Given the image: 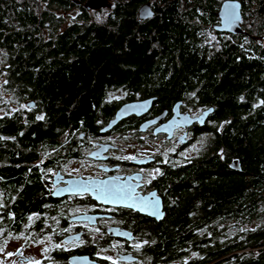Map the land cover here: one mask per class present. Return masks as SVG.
<instances>
[{"label":"trees","instance_id":"1","mask_svg":"<svg viewBox=\"0 0 264 264\" xmlns=\"http://www.w3.org/2000/svg\"><path fill=\"white\" fill-rule=\"evenodd\" d=\"M88 1L0 0V74L18 104L0 115L3 217L17 227L47 206L52 161L75 155H53L60 143L126 101H183L214 110L200 155L176 170L159 248L170 264H264V0H239L233 33L214 28L224 0Z\"/></svg>","mask_w":264,"mask_h":264},{"label":"flooded vegetation","instance_id":"2","mask_svg":"<svg viewBox=\"0 0 264 264\" xmlns=\"http://www.w3.org/2000/svg\"><path fill=\"white\" fill-rule=\"evenodd\" d=\"M184 105L183 101H176L166 106L155 98L142 116L134 114L122 119L109 130H105L109 124L105 121L96 133L83 129L78 136L73 135L54 148L51 153L55 156L59 147L68 148L75 155L52 161L47 206L21 219L19 228L3 217L6 210L0 208V264H113L114 261L115 264H170L169 251L159 247L166 244L162 239L169 233L168 221L173 219L167 212L174 201L173 190L179 177L176 170L200 155L207 137L199 129L211 124L213 112L202 121L175 127L169 136L161 130L165 124L176 122L186 112L194 118L211 109L196 111ZM150 120L153 122L146 127ZM121 140L139 152L134 155L122 152L118 144ZM48 160H51L49 156L39 163L46 164ZM86 161L95 169L84 165ZM111 178L117 182L130 181V189H135V206L142 203L158 206L162 202L164 216L159 218L139 207L107 205L95 199L91 192L57 195L73 181H80L84 187L88 185L85 180ZM7 199L6 187L2 186L0 203L5 205ZM29 216L33 219L29 220ZM12 242L19 246L9 256L7 249ZM25 245H42L44 257L25 255ZM190 249L188 246L186 250L191 252Z\"/></svg>","mask_w":264,"mask_h":264},{"label":"water","instance_id":"3","mask_svg":"<svg viewBox=\"0 0 264 264\" xmlns=\"http://www.w3.org/2000/svg\"><path fill=\"white\" fill-rule=\"evenodd\" d=\"M101 3L97 4L95 3V1L93 0H89L87 2V4L85 5V7L87 9H91V7H93L94 5H96L98 8L102 7L108 0H99ZM106 1V2H105ZM238 5V8L236 9L237 15L239 17L238 20L235 21H231L229 19H226L225 13L226 10L227 11H231V9L228 8L229 5ZM221 9L220 12L217 14L218 17L220 18V21L218 24H216L214 26V28L217 31H227V32H237L240 31L242 32L243 30H241V25L243 22V17L241 12L243 11V4H241V2L239 0H224L221 4ZM153 13L152 8L150 7L149 3H146L145 6H142V10H141V16H148L147 13ZM155 98H151V97H147L146 99L143 100H139V99H135L133 101H129V102H124L121 107L118 108V110L116 111V116L115 118L113 117L112 119H110L108 126L105 128V130H109L110 128L117 126L118 123L121 122L122 119L125 118H129L131 116H133L134 114H138L140 116H142L143 114H145L147 112V110L150 108L151 105H153ZM29 107L31 106H35L36 103H34L33 100L28 101L27 102ZM181 104V103H180ZM178 106V105H177ZM214 108L211 107L210 110H207L205 112H203L201 115H198L197 117L192 118L191 113L186 112L185 114L182 115V117H180L179 120H177L176 122H169L168 124H165V126H163L161 128L162 131H166V133H169V136H171L173 133V130L175 129V127L177 126H186L187 124L190 123H195V122H199L202 121V118H204L205 116H208L211 111H213ZM153 122L152 120L147 122L146 127ZM232 168L234 169H239L241 168V162L240 161H235L232 164ZM80 181H73V183L66 189L63 191H60V193H57V195L60 194H73V193H79V194H85L86 192H91L95 199H97L98 201L104 202L107 205H117V206H121V207H125L128 205H132L131 207H139V209H141L143 212H147V213H156L155 215L157 217H163L164 213L162 211L163 205L162 202L156 206V205H146V204H138L135 206V203L133 201V195L135 194V189H130L129 187V180H124V181H119L117 182L114 178L111 179H102V180H98V181H91V180H85V184H88L84 187H81ZM89 183L93 184V185H89ZM98 183H100L98 185ZM98 185V186H97ZM98 188V189H97ZM101 189H108L114 192H118L121 194V196H123L124 198H117L113 195H108V196H103L101 193ZM128 194V195H125ZM107 201V202H106ZM129 207V206H128ZM130 207V208H131Z\"/></svg>","mask_w":264,"mask_h":264},{"label":"rangeland","instance_id":"4","mask_svg":"<svg viewBox=\"0 0 264 264\" xmlns=\"http://www.w3.org/2000/svg\"><path fill=\"white\" fill-rule=\"evenodd\" d=\"M78 9H76V12ZM1 56V53H0ZM2 65H0L1 67ZM1 75V74H0ZM6 81V78L4 77V75L0 76V115L5 114V112H7V110H9L8 108L11 107L13 109H16L18 107V104L13 100L15 98V96H13L11 94V92L7 91L6 88L4 86ZM120 95V94H119ZM121 147V149L123 150L122 152H128V153H133L132 155H134L136 152L139 151H134L132 149H130V147H128V145L130 143H128L125 140H121V142L118 143ZM131 156V155H130ZM84 165L88 166L90 169L93 168L95 169V166L92 165L90 163V161H86L84 163ZM20 242V241H19ZM23 245V244H20ZM18 243L16 242H12L11 244H9V247L7 249V253H11L12 251L18 249ZM26 246V250L24 251L25 255L29 256H35L36 258L39 257H44V248H42V245H37V247H34L33 245L31 247H28L29 245H25ZM17 263H19V261H17Z\"/></svg>","mask_w":264,"mask_h":264},{"label":"snow or ice","instance_id":"5","mask_svg":"<svg viewBox=\"0 0 264 264\" xmlns=\"http://www.w3.org/2000/svg\"><path fill=\"white\" fill-rule=\"evenodd\" d=\"M228 8L231 9V11H227V10H226V13H225L226 19H229V20H231V21L238 20L239 17H238L237 12H236V9L238 8V5H235V4H233V5H229ZM147 14H148V15H151L150 12L147 13ZM5 83H7V81H5ZM36 118H37L38 120H43V119H44V117H43L42 115L37 116ZM21 135H23V133H21ZM2 139H9V138L0 136V140H2ZM11 139H14V137L11 138ZM38 166H39V165H37V167H38ZM157 171H158V170H157ZM59 191H63V190H59ZM100 191H101L102 195L105 196V197L108 196V195H113V196H115V197H117V198H124L123 196H121L120 193H118V192H114V191H111V190H108V189H101ZM54 194H55V193H54ZM125 195H128V194H125ZM106 202H107V201H106ZM128 206L131 207L132 205H128ZM4 207H6V205H4L3 203H0V208H4ZM152 214L155 215L156 213L154 212V213H152ZM12 218H13V219L15 218L14 215L12 216ZM28 219H29V220H32L33 217H32V216H29ZM145 243H147V241H145ZM57 247H59V245H57ZM136 247H140V245H136ZM0 251H2V249H0ZM8 255H9V256H12V255H14V253H8ZM37 264H39V262H37ZM113 264H115V261L113 262Z\"/></svg>","mask_w":264,"mask_h":264}]
</instances>
